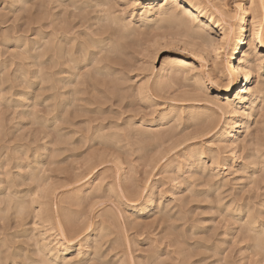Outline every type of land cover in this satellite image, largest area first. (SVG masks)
Returning <instances> with one entry per match:
<instances>
[{
	"label": "rangeland",
	"instance_id": "obj_1",
	"mask_svg": "<svg viewBox=\"0 0 264 264\" xmlns=\"http://www.w3.org/2000/svg\"><path fill=\"white\" fill-rule=\"evenodd\" d=\"M191 1L199 50L165 0H0V264H264V66L236 149L204 127L247 0Z\"/></svg>",
	"mask_w": 264,
	"mask_h": 264
},
{
	"label": "bare ground",
	"instance_id": "obj_2",
	"mask_svg": "<svg viewBox=\"0 0 264 264\" xmlns=\"http://www.w3.org/2000/svg\"><path fill=\"white\" fill-rule=\"evenodd\" d=\"M165 5H169V7H161L158 10L159 14H166L165 17H167V20L170 21V23L168 24H171L172 28H174L180 34H184L185 37L188 39V42H181L182 45L184 47H196L198 50L201 49V43H204L205 39L201 37L200 32H195L193 30L194 25H192L191 23H193V21H198L200 24H202L203 27H205V30L208 29L209 25L201 20V18L204 17L205 14H203L202 11L198 9V7L194 6L191 0H165ZM243 9H247L248 11H244L242 18L239 22L238 29L242 31V27L245 25V20L247 18V16H245V13L247 15H250L252 38L250 40H246L242 37V35L235 42L231 50L232 52L230 56V59L232 61L234 60V63L228 64L226 68V77L228 79L227 86H222V88H219V83L210 82V89L219 94V96L216 95L215 102H213L214 107L212 108H216V110L220 112L221 116H224L225 122L224 124L220 125V122L211 119L213 120V122L210 121V123H204L207 124L204 126L206 128H216V136L219 139L224 140L225 142H229V145L232 146V150L236 149V146L233 145L238 129L244 123V120L249 119L250 115H253L254 106L260 94L258 92V88H251V85L253 83L255 71L261 70V68H263L264 66V0H247L245 8ZM147 13L148 12H146V14L144 15L147 16ZM223 23L227 24L225 19H223ZM217 27H219V24H217ZM222 29L223 28H220L221 31ZM240 53L241 58L238 59V62L235 66V61L239 57ZM75 64L76 63H74V67ZM168 68L169 71H178L179 74L184 71L191 72V74H193L195 77V81L201 85V81L199 79V72H197L195 66L192 63H189V61H187L185 57H175L173 61H170V63H168ZM165 71H167L166 68L162 70V73H164ZM241 85H243L241 93H243L244 95L241 96L239 95V93L233 100H229L228 96L231 94V92L241 87ZM221 96H223L224 101L219 98ZM212 108L208 109V111H212ZM207 120L209 119L207 118ZM154 199V191H149L146 193L143 202H134L131 205L130 209L134 214L147 215L150 213L152 207L154 206ZM60 233H62L61 230L59 234ZM58 237L60 240L62 239L61 236ZM87 238L89 240L92 237L87 236ZM79 249L80 247H78V250Z\"/></svg>",
	"mask_w": 264,
	"mask_h": 264
}]
</instances>
